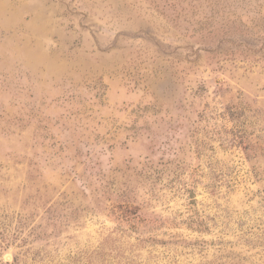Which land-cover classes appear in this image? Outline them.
I'll return each mask as SVG.
<instances>
[{"label": "rangeland", "instance_id": "obj_1", "mask_svg": "<svg viewBox=\"0 0 264 264\" xmlns=\"http://www.w3.org/2000/svg\"><path fill=\"white\" fill-rule=\"evenodd\" d=\"M0 264H264V0H0Z\"/></svg>", "mask_w": 264, "mask_h": 264}]
</instances>
